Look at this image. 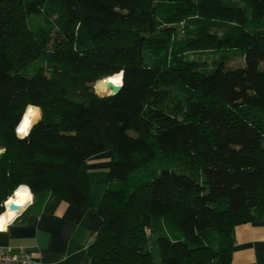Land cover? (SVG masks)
Returning a JSON list of instances; mask_svg holds the SVG:
<instances>
[{
    "label": "trees",
    "instance_id": "trees-1",
    "mask_svg": "<svg viewBox=\"0 0 264 264\" xmlns=\"http://www.w3.org/2000/svg\"><path fill=\"white\" fill-rule=\"evenodd\" d=\"M262 19L264 0H0V204L23 183L87 208L112 150L89 264H231L264 214Z\"/></svg>",
    "mask_w": 264,
    "mask_h": 264
},
{
    "label": "crops",
    "instance_id": "crops-1",
    "mask_svg": "<svg viewBox=\"0 0 264 264\" xmlns=\"http://www.w3.org/2000/svg\"><path fill=\"white\" fill-rule=\"evenodd\" d=\"M3 151L0 134V153ZM112 160V150L87 160L89 207L69 204L55 195L45 200L33 197L27 210L20 209L7 231L0 232V248L25 247L36 264H89L88 248L101 226L98 209L110 181ZM233 237L231 264H264V214L237 225Z\"/></svg>",
    "mask_w": 264,
    "mask_h": 264
},
{
    "label": "clouds",
    "instance_id": "clouds-1",
    "mask_svg": "<svg viewBox=\"0 0 264 264\" xmlns=\"http://www.w3.org/2000/svg\"><path fill=\"white\" fill-rule=\"evenodd\" d=\"M100 83L104 86V94L115 96L124 86V72L120 71L118 73H113L105 77ZM108 85H111V88H109ZM37 112H39V109L33 105L26 106L23 115L14 129L19 140L24 141L31 135L37 123L35 120ZM32 201L33 193L30 186L23 183L19 184L14 189L12 195L8 196L3 203L0 204V207L4 208V212L0 213V232H6L8 226L18 217L19 210H27V207Z\"/></svg>",
    "mask_w": 264,
    "mask_h": 264
},
{
    "label": "built area",
    "instance_id": "built-area-1",
    "mask_svg": "<svg viewBox=\"0 0 264 264\" xmlns=\"http://www.w3.org/2000/svg\"><path fill=\"white\" fill-rule=\"evenodd\" d=\"M0 264H36V263L30 257L25 247H19L17 250H14L13 247H1Z\"/></svg>",
    "mask_w": 264,
    "mask_h": 264
},
{
    "label": "rangeland",
    "instance_id": "rangeland-1",
    "mask_svg": "<svg viewBox=\"0 0 264 264\" xmlns=\"http://www.w3.org/2000/svg\"><path fill=\"white\" fill-rule=\"evenodd\" d=\"M258 29H260V30H264V19H262V20L260 21V23L258 24ZM231 64L234 65V66L244 65L243 61H242L240 58L235 59L234 61H232ZM94 89H95V91L97 92V90H96V88H95V85H94ZM97 93H99V92H97ZM99 95H104V93H100ZM105 95H106V94H105Z\"/></svg>",
    "mask_w": 264,
    "mask_h": 264
},
{
    "label": "bare ground",
    "instance_id": "bare-ground-1",
    "mask_svg": "<svg viewBox=\"0 0 264 264\" xmlns=\"http://www.w3.org/2000/svg\"><path fill=\"white\" fill-rule=\"evenodd\" d=\"M102 80L103 79L97 81L96 84H95V88H96L97 92H99V93H103V87L104 86L100 83ZM39 114H40L39 112L36 113V116H35V120L36 121L39 119Z\"/></svg>",
    "mask_w": 264,
    "mask_h": 264
},
{
    "label": "water",
    "instance_id": "water-1",
    "mask_svg": "<svg viewBox=\"0 0 264 264\" xmlns=\"http://www.w3.org/2000/svg\"><path fill=\"white\" fill-rule=\"evenodd\" d=\"M108 87L111 88V85H108ZM119 91H120V90H119ZM119 91H118V92H119Z\"/></svg>",
    "mask_w": 264,
    "mask_h": 264
}]
</instances>
